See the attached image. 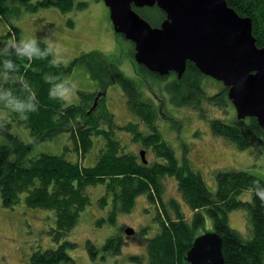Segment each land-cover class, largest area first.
Returning <instances> with one entry per match:
<instances>
[{"label":"trees","instance_id":"trees-1","mask_svg":"<svg viewBox=\"0 0 264 264\" xmlns=\"http://www.w3.org/2000/svg\"><path fill=\"white\" fill-rule=\"evenodd\" d=\"M227 3L241 16L252 18L253 36L258 47H264V0H227ZM86 6L85 2L77 4L78 8ZM44 7H57L66 13L73 10L76 3L75 0L37 3L33 0H0V19L9 24L8 32L0 40V106L9 113V116H0L1 195L6 207L20 202L21 194L26 193L28 206L54 211L53 238L60 242L55 249L34 250L32 264H58L71 260L69 248L76 247V243L63 241V238L74 229L80 213L90 204L87 188L99 184L105 185L99 204L106 207L111 201V221H115L119 212L131 211L143 194L156 205L159 229L146 245L149 264H185L193 241L204 234L201 229L206 226L207 217L213 223V231L222 237L225 264H264V200L260 198L264 195V179L250 170H222L215 176L217 192L212 194L200 173L193 169L188 153L184 152L178 158L175 148L163 138L157 124L160 116L165 114L167 96L173 106L190 105L205 117H208L207 105L210 104L219 108L222 114L210 119L215 135L233 141L241 150L251 147L254 140L264 152V131L257 118L239 119L228 98V88L223 82L205 75L191 61H187L186 70L179 78L176 72L164 76L151 72L135 60L140 76L136 80L120 68L119 57H109L101 50L83 52L65 65L54 57L52 47L37 40L38 52L29 59L20 52L23 48L18 40L20 28L10 23L24 9L33 12ZM133 8L153 26H160L166 17L165 11L157 5L140 8L133 5ZM116 34L127 39L123 33ZM13 38L14 45L9 44ZM130 44L135 58V43L131 41ZM41 54L45 58H39ZM79 65L87 67L99 90H80L79 104L69 105L51 98L50 88L65 81L64 77ZM208 81L219 84L214 92H207L206 83L213 89ZM111 83L123 87L128 108L140 118L146 130L136 121L122 125L117 122L107 104L106 93ZM101 90L105 94L97 101ZM18 102L38 103V107L24 118L13 110ZM14 121L30 129L32 139L29 143L12 133ZM116 129L127 131L132 143H139L145 150L151 149L157 160L144 162L142 151L138 154L116 138ZM64 131L69 132L72 142L66 149L74 150L77 160L68 159L67 153L32 155V150L42 141L53 139ZM96 144L99 149L95 164L87 166L84 163L86 155ZM169 176L177 180L181 201L175 197L165 200L164 179ZM248 189L253 190L252 201L239 199L238 195ZM182 201L187 212L183 210ZM236 208L248 210L253 230L251 238L245 239L230 226L229 213ZM122 243L121 237L111 236L104 248L116 244L118 250ZM88 245L97 250L93 242L89 241ZM130 257L141 264L142 257Z\"/></svg>","mask_w":264,"mask_h":264},{"label":"rangeland","instance_id":"rangeland-1","mask_svg":"<svg viewBox=\"0 0 264 264\" xmlns=\"http://www.w3.org/2000/svg\"><path fill=\"white\" fill-rule=\"evenodd\" d=\"M39 1L42 0H33L35 3ZM78 2H85L87 6L78 8ZM75 3L76 7L66 13L57 7H44L33 12L24 9L19 17L12 18L10 24L20 28L18 36L20 43L21 39L32 38L45 43L44 38L50 37V47L53 49L54 57L65 65L83 52L101 50L109 57H119V65L124 73L139 80V65L131 53L133 46L122 35L116 34L106 3L103 0H75ZM8 25L7 21L0 19V40H3V35L8 32ZM52 33L56 35L53 36ZM64 79L69 82L68 87H71V84L75 85L71 100L66 101L69 105L80 103V90H99L97 81L90 76L87 67L83 65L76 66ZM212 85L213 89L206 83L207 92H214L213 90L219 86V84ZM108 87L106 93L108 108L115 113L117 122L122 125L136 121L143 130H146L140 118L128 108L123 87L119 83H111ZM154 89L156 90L157 87ZM103 94H105L104 90H101L96 97L97 101ZM165 106L166 115L160 116L157 122L163 138L175 148L178 158L184 152L188 153L193 169L200 173L212 194L217 192L215 176L222 170H250L264 179V152L254 140L251 147L241 150L233 141L213 133L210 119L222 115L219 108L208 104V117H205L190 105L173 106L168 96ZM0 116H9L8 111L1 106ZM12 124V133L29 143L32 139L30 129L19 121H14ZM115 136L130 150L138 154L144 151L145 160H157L151 149L145 150L139 143H132L131 135L127 131L116 129ZM98 144L94 145L86 155L85 165L95 164ZM71 145L70 134L64 131L53 139L42 141L32 150V155L37 156L42 152L67 153L68 159L77 160V153L66 149ZM164 182L165 200L175 197L181 201L177 180L169 176ZM87 193L90 195V204L80 213L74 229L63 238V241L76 243V247L69 248L71 260L58 264H139L130 257L131 255L142 257L141 264H149L146 245L159 229L156 205L150 203L147 195L143 194L138 197L131 211L119 212L115 221H111V201L106 207L99 204V198L105 193V185L90 186L87 188ZM25 195L26 193H22L20 202L6 207L0 190V264H32L31 257L34 250L55 249L59 246L60 242L53 238L52 232L56 225L54 211L28 206ZM252 196L253 190L248 189L239 194L238 198L252 201ZM183 205V210L187 212L188 208L184 202ZM190 217L188 215V219ZM229 220L230 226L239 231L245 239L252 237V224L246 208H236L231 211ZM206 222V226L201 231L213 232L212 221L207 217ZM129 227L133 228L134 232L128 235L125 230ZM111 236H119L123 240L118 250L116 244L104 248ZM89 241L94 243L97 250L89 248Z\"/></svg>","mask_w":264,"mask_h":264},{"label":"water","instance_id":"water-1","mask_svg":"<svg viewBox=\"0 0 264 264\" xmlns=\"http://www.w3.org/2000/svg\"><path fill=\"white\" fill-rule=\"evenodd\" d=\"M116 33L135 43V59L151 72L184 74L187 61L228 88L239 119L256 117L264 131V47L253 36L252 18L227 0H103ZM157 5L166 13L153 26L133 8ZM144 151L141 157L145 160ZM129 235L134 232L129 227ZM222 237L205 231L195 238L185 264H225Z\"/></svg>","mask_w":264,"mask_h":264},{"label":"clouds","instance_id":"clouds-1","mask_svg":"<svg viewBox=\"0 0 264 264\" xmlns=\"http://www.w3.org/2000/svg\"><path fill=\"white\" fill-rule=\"evenodd\" d=\"M53 36H55V33H52ZM26 41V42H25ZM36 38L32 39H21V43L23 44V48L20 50L22 55H26L29 59H32L33 54L38 52V49L35 47L36 45ZM45 44L51 45L50 37L44 38ZM9 44L15 43V38L8 41ZM39 58H45L43 54L39 56ZM53 63H58L57 61H53ZM50 79V77H49ZM69 83L68 81H62L60 83H56L54 87H51L49 90V96L53 99H60L62 101L71 100L74 92H75V85L71 84V87H67L66 84ZM38 103L32 104V103H21L18 102L13 110L16 112H19L24 118L27 117V114L30 112H34L37 110ZM257 195H260L259 193H256ZM260 198L264 200V195H260Z\"/></svg>","mask_w":264,"mask_h":264}]
</instances>
